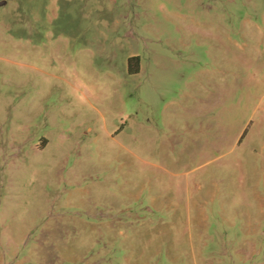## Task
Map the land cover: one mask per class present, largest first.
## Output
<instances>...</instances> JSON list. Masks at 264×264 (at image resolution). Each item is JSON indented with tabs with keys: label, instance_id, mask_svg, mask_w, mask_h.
I'll return each mask as SVG.
<instances>
[{
	"label": "rangeland",
	"instance_id": "1",
	"mask_svg": "<svg viewBox=\"0 0 264 264\" xmlns=\"http://www.w3.org/2000/svg\"><path fill=\"white\" fill-rule=\"evenodd\" d=\"M0 264H264V0H0Z\"/></svg>",
	"mask_w": 264,
	"mask_h": 264
}]
</instances>
